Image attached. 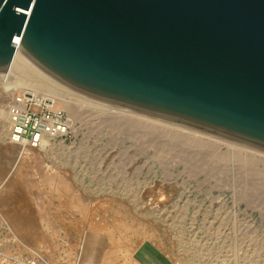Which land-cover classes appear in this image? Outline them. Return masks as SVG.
<instances>
[{"label": "rangeland", "instance_id": "374dc122", "mask_svg": "<svg viewBox=\"0 0 264 264\" xmlns=\"http://www.w3.org/2000/svg\"><path fill=\"white\" fill-rule=\"evenodd\" d=\"M17 83L11 97L20 89L55 93L64 110L62 98L88 111L71 116L74 129L67 140L45 142L41 163L25 161L20 145L7 137L9 114L2 111L10 96L0 86V197L22 192L0 202L1 250L49 264H138L133 253L149 241L183 264H264V186L258 180L250 185L235 158L239 153L258 160L264 178L263 150L80 92L84 97H74L61 86ZM122 113L215 142L230 160H211L205 150L144 129L126 132L113 124ZM40 212L49 224L26 223ZM37 230L38 238L27 237ZM136 258L170 264L151 246L140 247Z\"/></svg>", "mask_w": 264, "mask_h": 264}, {"label": "water", "instance_id": "95a60500", "mask_svg": "<svg viewBox=\"0 0 264 264\" xmlns=\"http://www.w3.org/2000/svg\"><path fill=\"white\" fill-rule=\"evenodd\" d=\"M264 151V0H0V73Z\"/></svg>", "mask_w": 264, "mask_h": 264}, {"label": "bare ground", "instance_id": "6f19581e", "mask_svg": "<svg viewBox=\"0 0 264 264\" xmlns=\"http://www.w3.org/2000/svg\"><path fill=\"white\" fill-rule=\"evenodd\" d=\"M9 76L11 77L10 83H9V92H11V90H13L14 87L19 86L17 81L19 80H24L25 82L32 84V85H37V86H43L45 88H50L51 86H61L67 93H71L74 95V97H84V95L80 94L79 92L73 91L69 88H66L62 85H59L55 82H52L46 78H44L43 76L37 74L36 72L32 71L31 69H29L26 65H24L20 60H18V58L15 56L13 64L11 66L10 71L8 72ZM4 90L1 88V92L9 97L11 94L9 92H3ZM10 94V95H9ZM4 96V97H5ZM10 101L11 96L9 98L4 99V102H6L7 105V101ZM66 98H62V100L64 101V107L67 110V112L69 113L70 116H79L82 114H85V112H87L88 110H83L82 109V104H80L79 101H69V100H65ZM6 100V101H5ZM3 102V101H2ZM3 102V103H4ZM8 113L7 107L6 110L4 109L2 111V113ZM113 124L115 126H124L126 128V132L127 131H132L134 129H144V131H147L150 135L151 134H155L159 137L162 138H167L169 140H171L173 143H177V145L179 144H187L189 145L190 148H194L197 150H205L206 152V157L210 158L211 160H219V159H223L225 161L230 160V157L228 154H220L218 151V146L215 142H207L204 141L200 138H193L190 137L189 135H185L182 133H178L175 130H173L172 128L169 127H159V126H149L148 124H146L142 118L140 117H136L133 115H128V113H122V114H117L116 116L113 117ZM7 137L9 139V142L20 145L21 148V155L23 157V160L25 161H30L36 164L41 163L46 155H47V149L45 146V144L41 145V146H37L34 147L32 145H29L27 142L25 141H20V142H13V140L11 139L10 136V129H9V125L7 127ZM25 148H28L27 150H25ZM248 154V153H247ZM236 158V162H237V168L242 170L243 172H246V174L248 173L249 177H250V185L255 184V181H261L262 185L264 186V178L263 176V172L262 170L259 168L260 162H258V160H256L255 158H252L248 155L245 154H239L237 153L235 155ZM263 167H264V161H263ZM22 194L21 191H19L16 195L14 194L12 197H9V193L8 194H3L0 197V202H9V198L14 200L15 198H19V196ZM44 217H46L42 212L38 213V214H34L32 215V217L26 221V223H29L30 225H34V224H42V222L44 224L48 223L49 224V219H44ZM44 219V220H43ZM40 236V233L38 232H33L30 235L27 234V237L33 239H36ZM175 236L178 238V241H182V246L181 248L186 249V245L183 242L181 233L176 232ZM89 249V254H91V247L88 246ZM88 254V255H89Z\"/></svg>", "mask_w": 264, "mask_h": 264}, {"label": "built area", "instance_id": "2783aa9c", "mask_svg": "<svg viewBox=\"0 0 264 264\" xmlns=\"http://www.w3.org/2000/svg\"><path fill=\"white\" fill-rule=\"evenodd\" d=\"M11 77L0 73V86L9 92ZM55 93L36 92L31 89L14 91L7 105L10 136L13 142L25 141L34 147L49 139L65 141L73 134L74 121L60 104ZM170 258V264H183ZM0 264H49L45 260L29 259L0 249Z\"/></svg>", "mask_w": 264, "mask_h": 264}, {"label": "crops", "instance_id": "0c3cea01", "mask_svg": "<svg viewBox=\"0 0 264 264\" xmlns=\"http://www.w3.org/2000/svg\"><path fill=\"white\" fill-rule=\"evenodd\" d=\"M142 246H151V247H153L154 249H156V251H158V252L160 253V255H162V256H164V257H166L167 259L170 260L169 256H168L167 254H165L162 250H160V248H158L153 242L145 241V242L141 243V244L135 249V251H134V253H133V256H134V259H135L136 263H138V264H142V263L136 258V253H137V251L139 250V248L142 247Z\"/></svg>", "mask_w": 264, "mask_h": 264}]
</instances>
